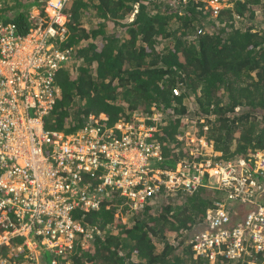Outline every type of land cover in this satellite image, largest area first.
I'll return each instance as SVG.
<instances>
[{"label": "trees", "instance_id": "obj_1", "mask_svg": "<svg viewBox=\"0 0 264 264\" xmlns=\"http://www.w3.org/2000/svg\"><path fill=\"white\" fill-rule=\"evenodd\" d=\"M40 1L0 0V20L26 31L23 8ZM199 4L69 0L64 44L73 46V55L56 74L60 96L44 119L45 128L72 133L89 115L100 114L106 124L142 119L157 127L161 121L156 133L161 165L167 167L185 158L189 143L179 136L189 121L196 125V137L205 132L219 152L203 156L212 163L264 152V0H235L216 17ZM235 14L243 26H236ZM154 112L164 117L155 118ZM213 195L200 188L136 203L112 191L98 210L76 215L93 229L88 247L81 246L80 237L72 254L59 261L210 264L207 258H194L191 238L204 226ZM215 264L231 263L219 257Z\"/></svg>", "mask_w": 264, "mask_h": 264}, {"label": "built area", "instance_id": "obj_2", "mask_svg": "<svg viewBox=\"0 0 264 264\" xmlns=\"http://www.w3.org/2000/svg\"><path fill=\"white\" fill-rule=\"evenodd\" d=\"M68 1L42 0L27 9L26 31L0 20V264H45V251L48 264H63L59 258L72 254L78 238L87 248L92 237L76 215L98 210L112 191L143 203L200 188L215 196L191 238L193 256L210 264L219 257L264 264V152L212 163L219 153L204 135L202 145L191 146V159L167 167L157 128L142 119L106 124L103 115H89L72 133L45 128L60 96L56 74L73 55L64 44ZM174 1L205 3L216 17L235 0Z\"/></svg>", "mask_w": 264, "mask_h": 264}, {"label": "rangeland", "instance_id": "obj_3", "mask_svg": "<svg viewBox=\"0 0 264 264\" xmlns=\"http://www.w3.org/2000/svg\"><path fill=\"white\" fill-rule=\"evenodd\" d=\"M174 1V0H173ZM239 19H237L236 21V26L238 27V26H241L242 25V23H240L239 21H238ZM243 26V25H242ZM187 104L189 105V107H190V109H194L195 108V105H194V101H193V99H188L187 100ZM237 109H238V107H237ZM259 109H257L256 111L257 112H259L258 111ZM156 111V110H155ZM154 116L156 117V118H162V117H164V115H162V114H159V112L157 113V112H154ZM189 116V115H188ZM191 117V116H190ZM185 120H186V118H185ZM200 121H203V119H201ZM160 124H164V123H162L161 121L160 122H158V124L156 125L157 127H159L160 126ZM156 127V128H157ZM158 129V128H157ZM195 131H196V125H193V124H190V121L188 122V126L185 128V130H183L182 132H180L181 133V135H180V137H183V139H186L187 140V142L190 144H188V148H187V146H186V150H184V153H183V157H187L188 159H191L189 156H188V153H189V150H190V148H191V146H193V145H195L196 143H198V144H203L204 143V141L202 140V139H200V138H204V135H205V133L203 134V136H200V137H198V139H197V137H196V135L194 134L195 133ZM204 131H205V128H204ZM235 135H237V133L235 134ZM157 136V135H156ZM236 137V136H235ZM157 138L159 139V136H157ZM203 141V142H202ZM44 256H45V260H46V264L49 262V259H50V254L47 252V251H45L44 252ZM194 258H196V257H194Z\"/></svg>", "mask_w": 264, "mask_h": 264}, {"label": "clouds", "instance_id": "obj_4", "mask_svg": "<svg viewBox=\"0 0 264 264\" xmlns=\"http://www.w3.org/2000/svg\"><path fill=\"white\" fill-rule=\"evenodd\" d=\"M42 1V0H41ZM41 1H40V4H41ZM68 3V2H67ZM67 6V5H66ZM36 7V6H35ZM24 10V12H25V14H26V11H27V9H29V7H26V8H23ZM18 27V26H17ZM19 28V27H18ZM20 30V29H19ZM72 48H73V46H71ZM103 115V114H102ZM104 116V115H103ZM158 130V129H157ZM155 135H157L158 136V134L157 133H155ZM156 136V137H157ZM158 139V138H157ZM159 140V139H158ZM159 142H160V140H159ZM257 151H259V150H257ZM256 152V151H255ZM217 153H219V152H217Z\"/></svg>", "mask_w": 264, "mask_h": 264}, {"label": "flooded vegetation", "instance_id": "obj_5", "mask_svg": "<svg viewBox=\"0 0 264 264\" xmlns=\"http://www.w3.org/2000/svg\"><path fill=\"white\" fill-rule=\"evenodd\" d=\"M100 115H102V114H100ZM85 122H87V120ZM212 149H213V147H212Z\"/></svg>", "mask_w": 264, "mask_h": 264}]
</instances>
